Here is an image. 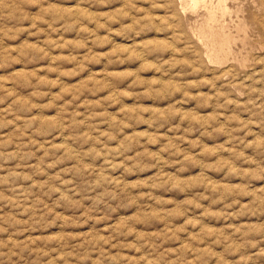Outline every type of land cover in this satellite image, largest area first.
I'll return each instance as SVG.
<instances>
[{"label":"rangeland","instance_id":"obj_1","mask_svg":"<svg viewBox=\"0 0 264 264\" xmlns=\"http://www.w3.org/2000/svg\"><path fill=\"white\" fill-rule=\"evenodd\" d=\"M177 3L0 0V264H264V0Z\"/></svg>","mask_w":264,"mask_h":264},{"label":"bare ground","instance_id":"obj_2","mask_svg":"<svg viewBox=\"0 0 264 264\" xmlns=\"http://www.w3.org/2000/svg\"><path fill=\"white\" fill-rule=\"evenodd\" d=\"M154 1V0H153ZM238 1V0H237ZM249 1V0H248ZM156 2V1H155ZM174 2V1H173ZM252 2V1H251ZM263 2V1H262ZM107 3V2H106ZM179 7L185 15L187 13H190L192 16L201 17L200 19L195 20L194 22L191 21L190 18L187 16V23L189 26V29L194 33V35L198 36L200 41L202 42L205 51L204 55H206V58L210 64L215 65H222L226 61L233 59L235 61L240 62V64L244 63L246 58H244L242 55H240V50L237 52L234 48L235 45H245L249 41V25L244 20L245 17L240 18L239 13L242 11V8L237 7L236 13L238 18L236 22H234V25H229L228 23L221 21L218 16V10H220L222 13L230 12V7L227 5V0H178ZM177 3V4H178ZM244 3V2H243ZM254 3V2H253ZM251 4V3H249ZM256 5V4H255ZM148 6V5H147ZM164 6V5H163ZM143 7V6H141ZM151 7V6H150ZM175 7V6H174ZM149 8V6H148ZM251 8V7H250ZM256 8V7H255ZM142 9V8H141ZM141 9L140 12H141ZM168 10V9H167ZM177 10V8H176ZM179 10V9H178ZM143 11V10H142ZM180 11V10H179ZM202 11V14L200 12ZM235 11V10H234ZM249 11V10H248ZM139 12V11H137ZM147 12V11H146ZM145 12V13H146ZM250 12V11H249ZM96 13V12H95ZM153 13V12H152ZM179 13V12H175ZM232 13V12H230ZM93 14V13H92ZM148 14V12H147ZM144 15L148 16V15ZM157 14V13H156ZM160 15V13H158ZM180 14V13H179ZM154 15V14H152ZM158 15V16H159ZM173 15V14H172ZM228 14H226L227 16ZM242 15V14H241ZM96 16V15H95ZM151 16V15H150ZM181 16V14H180ZM230 16V15H229ZM143 17V16H142ZM155 17V16H154ZM161 17V16H160ZM221 17V16H220ZM256 17V16H255ZM258 17V16H257ZM261 17V16H260ZM260 17H258L260 19ZM132 18V17H131ZM151 18V17H150ZM153 18V17H152ZM179 18V17H178ZM223 17H221L222 19ZM226 18V17H225ZM263 18V17H262ZM95 19V18H94ZM143 19V18H142ZM145 19V18H144ZM149 19V18H148ZM147 19V21H148ZM155 19V18H154ZM162 19V18H159ZM165 19V18H164ZM181 19V18H179ZM256 19V18H255ZM151 20V19H149ZM186 20V18H185ZM132 21H135L133 19ZM152 21V20H151ZM162 21V20H161ZM171 21V20H170ZM177 21V20H176ZM230 21V20H229ZM258 21V20H256ZM263 21V20H262ZM99 22V21H98ZM136 22V21H135ZM155 23V21H153ZM157 22V21H156ZM182 22V19H181ZM264 22V21H263ZM134 23V22H131ZM173 23V22H172ZM171 23V24H172ZM258 23V22H257ZM157 24V23H156ZM181 24V23H180ZM158 25V24H157ZM176 25V24H175ZM152 26V25H151ZM171 26V25H170ZM177 26V25H176ZM175 27V26H174ZM185 27V26H183ZM181 27V28H183ZM187 27V26H186ZM149 28V27H148ZM188 28V27H187ZM152 29V28H151ZM154 29V28H153ZM175 29V28H174ZM186 29V28H185ZM150 30V29H149ZM155 31V30H154ZM184 31V30H183ZM190 31V32H191ZM254 31V30H253ZM159 32V30H158ZM176 32V31H175ZM187 32V30L185 31ZM156 34V32H154ZM189 33V32H188ZM253 33V32H252ZM174 34V33H173ZM187 34V33H186ZM180 35V34H179ZM185 35V34H184ZM183 35V36H184ZM189 35V34H188ZM188 35L186 37H188ZM182 36V35H181ZM192 39V38H191ZM189 41V39H187ZM251 40V39H250ZM252 41V40H251ZM196 42V41H195ZM200 47V45H199ZM241 47V46H240ZM239 47V48H240ZM203 48V49H204ZM251 48V47H250ZM202 49V48H201ZM200 49V50H201ZM246 50V49H245ZM203 51V50H201ZM243 51V50H241ZM249 51V50H247ZM242 53V52H241ZM202 54V53H201ZM246 56V55H245ZM203 59V56H201ZM202 60V62H207ZM232 60V61H233ZM231 61V62H232ZM233 63V62H232ZM208 64V63H206ZM209 64V65H210ZM228 64V63H226ZM219 65V66H220ZM234 65V64H233ZM231 65V66H233ZM225 66V64H224ZM241 66V65H240ZM222 67V66H221ZM232 68V67H231ZM229 70V68H228ZM227 70V72H228ZM222 71V70H220ZM225 73V69L223 70ZM231 72V71H230ZM225 75V74H224Z\"/></svg>","mask_w":264,"mask_h":264}]
</instances>
